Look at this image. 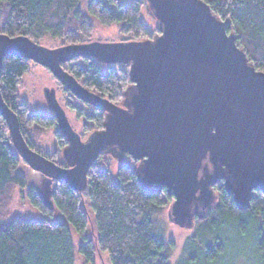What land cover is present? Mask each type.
Returning <instances> with one entry per match:
<instances>
[{
  "label": "water",
  "instance_id": "water-1",
  "mask_svg": "<svg viewBox=\"0 0 264 264\" xmlns=\"http://www.w3.org/2000/svg\"><path fill=\"white\" fill-rule=\"evenodd\" d=\"M159 33L144 40L90 41L45 47L25 35L0 34L4 58L19 55L46 68L71 95L105 112L103 126L81 140L53 88L43 96L67 145L65 165L31 149L17 115L0 90V117L20 159L50 180L82 191L100 153L137 161L143 188H165L173 200L172 221L191 226L214 204L222 182L238 209L252 193H264V72L257 70L203 0H145ZM92 57L127 64L130 85L121 105L81 85L61 66Z\"/></svg>",
  "mask_w": 264,
  "mask_h": 264
},
{
  "label": "trees",
  "instance_id": "trees-1",
  "mask_svg": "<svg viewBox=\"0 0 264 264\" xmlns=\"http://www.w3.org/2000/svg\"><path fill=\"white\" fill-rule=\"evenodd\" d=\"M203 1L226 21L227 31L235 34L236 43L248 60L264 72V0ZM145 6V0L87 2L92 16L105 25L119 24L120 31L132 40L149 39L159 33L158 25L153 35L141 20ZM91 30L80 0H0V34L25 35L37 43L50 37L77 44L82 43L81 39ZM30 62L19 55L3 59L1 95L17 115L27 145L54 161L53 155L39 149L28 133L32 124L37 128H53L58 146L63 149L67 142L57 128L54 114L28 112L26 103L20 102L17 95L20 78L28 71ZM103 65L92 57L74 58L61 64L85 88L112 103L117 99L121 102L124 90L130 85L128 65ZM81 104L91 107V111L84 112L82 107L70 104L76 109V116L89 122L92 132L101 129L105 112ZM0 121L6 127L1 117ZM104 155L108 154L100 153L89 168L87 185L80 192L65 182L51 180L54 185L49 206L33 187L28 186L22 170L26 164L10 140L0 134V264H74L76 250L71 229L79 237L77 252L86 263L93 264L97 246L106 252L110 264H170L174 243L164 238L159 217L171 205L172 195L165 188L160 191L143 188L135 174L137 161L134 160L133 165L119 164L113 179L108 164L101 160ZM57 163L65 165V162ZM15 188L25 189L30 205L45 216L34 219L15 215L3 219ZM213 190L216 200L203 217L194 219L193 235L186 240L178 264L213 262L225 255L233 239L241 240L243 251L234 252L228 259L229 264H236L239 259L247 264H264V193L256 189L249 206L238 209L221 181ZM83 198L92 214L95 242L86 233L88 218ZM55 210L62 219L51 218Z\"/></svg>",
  "mask_w": 264,
  "mask_h": 264
},
{
  "label": "rangeland",
  "instance_id": "rangeland-1",
  "mask_svg": "<svg viewBox=\"0 0 264 264\" xmlns=\"http://www.w3.org/2000/svg\"><path fill=\"white\" fill-rule=\"evenodd\" d=\"M88 1L89 0H80L81 10L87 16L92 25V30L89 35L86 38L81 39V41H83L82 43L90 41L117 42L132 40L131 37H129L127 34H123L120 31L119 24L112 23L109 25H105L101 23L97 18L92 16L87 10ZM140 18L146 25V27L152 32V34H156V26L158 25V22L147 6L142 9ZM39 44L48 48H54L70 43L62 39L44 37L39 41ZM100 64L102 67L104 66L102 63ZM46 88H53L55 90L56 100L65 112V115L72 129L77 134H79L81 140H85L86 137L92 132V125L89 122L85 123L86 120L83 117H77L76 109H73L70 104H75L77 106L82 107L84 112H90L91 107L83 106L81 102H79V99L71 95L68 91L62 89L61 84L52 76V74L46 68L31 61L29 63L28 71L24 75H22V77L20 78L19 85L17 87L18 99L20 102L26 103L28 112L33 113L38 111L46 115L53 114V111L47 106L43 96V91ZM121 102L118 99L114 101V103L118 105H121ZM28 129V133L31 135L32 138L35 139V143L39 147V149L52 154L53 160L55 162L64 163V160L62 158V149L58 146L53 128H37L35 125L32 124L29 126ZM0 134H4L8 138V140H10L7 127H5V125L1 123V121ZM103 157L104 158H101V160L103 163L108 164L113 179L116 178V170L119 164L124 163L133 165V160L128 155L127 157L123 156L120 159L114 158L110 154L104 155ZM22 170L25 174L28 186L33 187L44 200V202L51 206L49 196L54 185L53 182H51L50 179L46 178L41 173L30 169L27 165H23ZM25 193V189L15 188L12 191V198L7 207L6 212L3 214V219H8L15 215L34 219H41L45 216L30 205V203L26 199ZM82 205L88 218V225L86 228L87 236L93 242H95L96 229L92 220V214L88 208L86 198H83ZM169 206L162 212L161 216L159 217V223L162 228L164 238L171 239L174 243V248L171 251L169 259L170 264H178V262L183 256V248L186 240L193 235L194 224L188 227L179 226L175 224L171 219V215L169 213ZM51 218L53 220L62 219L61 215L56 210L53 212ZM71 236L73 240V245L76 250L74 264H89L86 263L83 257L77 252V246L80 240L73 229H71ZM242 245L243 244L241 240L233 239L232 242L229 243L227 248L228 250L225 252L224 256L210 263H203L201 261L198 264H229L228 259L233 256L234 252H238V250L243 251L241 247ZM93 264H110L106 252L101 251L97 246H95ZM236 264L247 263L244 262V260L239 259Z\"/></svg>",
  "mask_w": 264,
  "mask_h": 264
}]
</instances>
